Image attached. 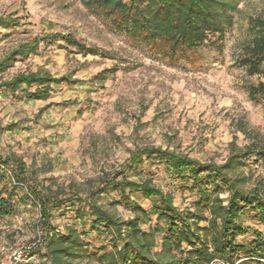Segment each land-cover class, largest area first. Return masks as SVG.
I'll list each match as a JSON object with an SVG mask.
<instances>
[{"label":"rangeland","instance_id":"obj_1","mask_svg":"<svg viewBox=\"0 0 264 264\" xmlns=\"http://www.w3.org/2000/svg\"><path fill=\"white\" fill-rule=\"evenodd\" d=\"M256 15L264 17V0L243 1L234 13L232 27L226 30L221 51L209 42L170 63L151 53L145 42L116 32L82 0H0V18L10 16L18 21L16 28L0 29V62L20 46L39 40L34 51L15 57L0 73V83L29 72L71 79L69 84L49 85L46 100L27 97L36 87H23L15 94L0 89V157L14 155L28 170H36L38 181L45 180L46 185H54L53 190L60 187L66 194L78 192L84 200L101 186V179L113 173L124 172L129 181L138 182L140 178L125 168L137 149H168L200 163L221 165L232 149L263 148L264 110L248 100L245 72L235 62L240 46L250 38L247 19ZM53 34L71 35L98 54L84 57L62 41L43 39ZM137 169L155 188L171 194L174 207L183 213H193L198 203L206 208L200 186L210 197L216 191L205 180L198 185L181 181L163 163L145 161ZM1 170L0 197H5L9 172ZM236 175L245 177L246 187L252 189L264 181V161L251 155ZM23 195L17 191L11 200L13 214L0 221V245L38 241V264H46V232L38 208ZM227 197L225 191L219 195L224 206ZM130 200L148 213L141 224L143 232L155 227L161 230L153 249L159 253L167 225L157 221L158 201L136 191H130ZM97 201L121 221L135 216L119 192L108 190ZM111 203L114 207H109ZM82 205L87 215L82 220L75 219L65 204L52 212L50 223L57 234L67 227L76 229L87 244L90 257L74 264H101L99 257L122 243L112 241L102 226L92 228L93 218ZM203 212L208 217L207 209ZM240 224L264 235L257 212L247 209ZM198 226L206 228L207 224ZM253 239L250 234L235 242L247 245ZM189 251L183 244L174 254Z\"/></svg>","mask_w":264,"mask_h":264},{"label":"trees","instance_id":"obj_2","mask_svg":"<svg viewBox=\"0 0 264 264\" xmlns=\"http://www.w3.org/2000/svg\"><path fill=\"white\" fill-rule=\"evenodd\" d=\"M243 1L251 0H82V3L86 8L97 11L116 32L145 42L151 53L175 63L179 57H185L188 52L209 42L221 51L226 30L232 27L234 13L239 11ZM17 26L18 21L10 16L0 18V29ZM247 29L250 38L240 46L235 62L245 72L247 81L244 90L248 100L261 105L264 110V17H249ZM43 39L62 41L84 57L98 54L97 50L79 43L71 35L53 34ZM38 41L33 40L7 55L0 62V73L10 67L15 57L34 51ZM55 82L69 84L71 79L62 77L56 80L45 72L21 73L0 83V89L15 94L23 87H36L27 97L46 100L48 87ZM251 155L264 161V147L248 146L242 151L232 149L221 165L200 163L168 149L144 147L133 152L125 166L133 176L140 178L138 182L129 181L124 172L113 173L101 179V186L84 200L78 192L66 194L60 187L53 190V184L46 185L45 180H37L36 170H28L19 158L7 155L0 157V181L4 177L1 169L9 172L10 180L6 196L0 197V221L13 214L11 200L17 191L24 192V198L38 208L41 227L46 232L43 243L49 264H74L90 257L87 244L76 229L67 227L64 233L57 234L50 223L52 212L65 204H69L68 210H73L75 219L82 220L87 216L82 202L87 208L88 217L93 218L92 228L102 226L112 241L122 243L120 248L113 247L112 252L103 253L99 257L101 264H248L254 260L256 262L253 264H261L264 262V235L250 227L243 228L240 224L241 216L249 209L257 212L264 225V181L251 189L246 187L248 180L245 177L236 175L242 171ZM145 161L163 163L184 182L198 185L205 180L216 191L210 193V197L199 185L201 200L205 201L206 208L198 203L194 205L193 213L180 212L174 207L171 194L155 188L151 179L142 178V172L137 167ZM108 190L119 192L122 203L129 206L135 215L133 219L121 221L98 203L97 198ZM130 191L140 192L144 198L158 201L155 207L157 221H164L167 231L162 237L161 251L157 254L153 253L155 236L161 230L158 227L148 232L141 230L148 213L130 200ZM224 191L228 193L225 206L219 198ZM109 207L114 205L111 203ZM205 209L208 217L204 215ZM201 222L207 224L206 228L198 226ZM250 234L254 237L252 242L236 244L237 238ZM183 244L191 251L187 255L181 253L176 256L174 251H178ZM241 253L245 257H241Z\"/></svg>","mask_w":264,"mask_h":264},{"label":"built area","instance_id":"obj_3","mask_svg":"<svg viewBox=\"0 0 264 264\" xmlns=\"http://www.w3.org/2000/svg\"><path fill=\"white\" fill-rule=\"evenodd\" d=\"M38 241L29 244L11 243L0 245V264H38ZM43 261L49 264L44 255Z\"/></svg>","mask_w":264,"mask_h":264},{"label":"crops","instance_id":"obj_4","mask_svg":"<svg viewBox=\"0 0 264 264\" xmlns=\"http://www.w3.org/2000/svg\"><path fill=\"white\" fill-rule=\"evenodd\" d=\"M4 220H7V217H6V218H4V219H2L1 221H4ZM44 255H45V253H44Z\"/></svg>","mask_w":264,"mask_h":264}]
</instances>
